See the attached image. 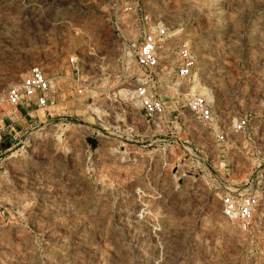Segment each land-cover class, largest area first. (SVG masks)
<instances>
[{
    "label": "rangeland",
    "instance_id": "1",
    "mask_svg": "<svg viewBox=\"0 0 264 264\" xmlns=\"http://www.w3.org/2000/svg\"><path fill=\"white\" fill-rule=\"evenodd\" d=\"M156 23L194 65L146 119L132 43ZM32 63L53 101L24 112L5 89ZM0 116V264H264V0H0ZM228 189L257 196L245 228Z\"/></svg>",
    "mask_w": 264,
    "mask_h": 264
},
{
    "label": "built area",
    "instance_id": "2",
    "mask_svg": "<svg viewBox=\"0 0 264 264\" xmlns=\"http://www.w3.org/2000/svg\"><path fill=\"white\" fill-rule=\"evenodd\" d=\"M167 28L163 24L156 23L151 30L145 31L132 43V51L135 62L141 71V76L133 87L134 98L140 106L143 116L152 119L161 114L167 104L161 95L162 84L168 76H173L175 88L178 83H185L192 75L194 58L188 45L181 43L176 46L175 64L170 68L168 55L163 51L164 38ZM72 63L73 59L69 58ZM76 69V66H72ZM80 89L77 87V91ZM52 87L49 79L41 67L30 64L17 82L9 84L5 89L6 101L16 106H22L27 110L28 105L42 107L49 101H53ZM185 105L192 116L199 122H208L212 117V105L203 94H191L185 101ZM2 118L0 116V129ZM247 123V118L240 115L234 118L231 127L234 131H241ZM217 139H223V132L215 133ZM257 204V196L254 192H237L233 189L223 191L219 195V212L225 218L231 219L241 228L249 225L253 210Z\"/></svg>",
    "mask_w": 264,
    "mask_h": 264
},
{
    "label": "bare ground",
    "instance_id": "3",
    "mask_svg": "<svg viewBox=\"0 0 264 264\" xmlns=\"http://www.w3.org/2000/svg\"><path fill=\"white\" fill-rule=\"evenodd\" d=\"M196 85H197V80H196V83H194L192 87H194V86H196Z\"/></svg>",
    "mask_w": 264,
    "mask_h": 264
},
{
    "label": "crops",
    "instance_id": "4",
    "mask_svg": "<svg viewBox=\"0 0 264 264\" xmlns=\"http://www.w3.org/2000/svg\"><path fill=\"white\" fill-rule=\"evenodd\" d=\"M25 112V111H24Z\"/></svg>",
    "mask_w": 264,
    "mask_h": 264
}]
</instances>
